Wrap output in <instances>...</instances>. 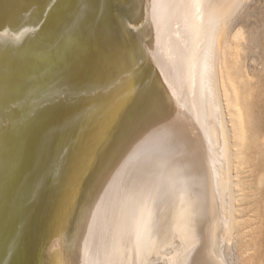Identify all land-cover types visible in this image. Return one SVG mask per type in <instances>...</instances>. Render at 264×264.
<instances>
[{
	"label": "bare ground",
	"instance_id": "6f19581e",
	"mask_svg": "<svg viewBox=\"0 0 264 264\" xmlns=\"http://www.w3.org/2000/svg\"><path fill=\"white\" fill-rule=\"evenodd\" d=\"M245 2L0 0V264H228Z\"/></svg>",
	"mask_w": 264,
	"mask_h": 264
},
{
	"label": "rangeland",
	"instance_id": "374dc122",
	"mask_svg": "<svg viewBox=\"0 0 264 264\" xmlns=\"http://www.w3.org/2000/svg\"><path fill=\"white\" fill-rule=\"evenodd\" d=\"M247 1L228 26L232 50L222 55L230 66L245 136L236 174L234 238L225 246L228 264H264V0ZM239 29L236 41L232 34Z\"/></svg>",
	"mask_w": 264,
	"mask_h": 264
}]
</instances>
